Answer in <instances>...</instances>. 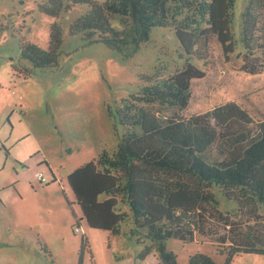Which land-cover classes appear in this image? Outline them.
Here are the masks:
<instances>
[{
  "label": "trees",
  "instance_id": "trees-1",
  "mask_svg": "<svg viewBox=\"0 0 264 264\" xmlns=\"http://www.w3.org/2000/svg\"><path fill=\"white\" fill-rule=\"evenodd\" d=\"M237 1L47 0L39 7L55 22L47 51L21 44L22 59L34 67L56 64L60 18L84 5L89 10L70 23L71 37L136 53L154 30L167 29L184 60L171 76L160 67L155 76H140L136 91L110 110L124 130L117 150L103 151L67 178L80 211L77 227L85 221L117 236L131 223L130 234L143 247L139 258L156 252L159 264H178L167 248L172 239L210 242L225 264L237 255L264 257V115L254 118L236 102L187 113L194 84L215 66V47L227 64L239 60V72L264 74V0H248L234 26ZM220 198L235 208L223 210ZM88 246L83 238L80 253ZM188 264L216 263L198 254Z\"/></svg>",
  "mask_w": 264,
  "mask_h": 264
},
{
  "label": "rangeland",
  "instance_id": "rangeland-1",
  "mask_svg": "<svg viewBox=\"0 0 264 264\" xmlns=\"http://www.w3.org/2000/svg\"><path fill=\"white\" fill-rule=\"evenodd\" d=\"M247 1H237L234 26L241 24ZM46 3L0 0V264H159L156 252L139 258L143 247L131 236V223L123 224L117 236L91 230L85 221L77 227L80 211L66 178L103 151L117 150L124 130L110 110L136 91L140 76H155L158 67L166 77L182 69L174 32L154 30L136 53L130 47L112 51L69 35L70 23L89 10L75 6L60 18L63 44L56 64L34 67L22 59L21 44L29 41L47 51L55 20L39 11ZM214 52L215 66L194 84L187 113L236 102L254 118L264 115V74L247 76L238 71V59L227 64L220 48ZM42 158L56 170L53 175L42 165L48 182L56 179L49 186L35 179L33 167ZM16 169L27 176L17 178ZM220 202L223 210L235 208L222 198ZM83 238L89 246L81 254ZM167 248L178 264H188L198 254L216 264L226 261L210 242L172 239ZM232 264H264V257L237 255Z\"/></svg>",
  "mask_w": 264,
  "mask_h": 264
},
{
  "label": "crops",
  "instance_id": "crops-1",
  "mask_svg": "<svg viewBox=\"0 0 264 264\" xmlns=\"http://www.w3.org/2000/svg\"><path fill=\"white\" fill-rule=\"evenodd\" d=\"M18 159V158H17ZM18 161L25 167V169H27V171H29L30 172V170H31V168L29 167V165L27 164V163H22V161L21 160H19L18 159ZM88 163V162H87ZM43 164H46V166L50 169V171H51V173L54 175V171H56L55 169H52L53 167L51 166V164L47 161V160H45V159H40V161L38 162V164L37 165H35L34 167H33V171L34 172H36V181L39 183V181L37 180V173L38 172H43V173H45V171H44V169L43 168H45V167H42V165ZM76 170V169H75ZM74 170V171H75ZM16 172V177L17 178H19V175L20 176H27V174H24V173H22V172H19L17 169L15 170ZM28 174H30L31 175V173H28ZM34 176V177H35ZM69 176V175H68ZM22 178V177H21ZM68 178V177H67ZM67 178H66V180H67ZM21 181H22V179H21ZM20 181V179L18 180L17 179V183H20L21 182ZM54 183V182H53ZM40 184V183H39ZM49 185H51V184H49ZM49 185H47V186H49ZM15 186V185H14ZM16 190L17 191H19L18 189H17V187H16Z\"/></svg>",
  "mask_w": 264,
  "mask_h": 264
},
{
  "label": "built area",
  "instance_id": "built-area-1",
  "mask_svg": "<svg viewBox=\"0 0 264 264\" xmlns=\"http://www.w3.org/2000/svg\"><path fill=\"white\" fill-rule=\"evenodd\" d=\"M37 180L39 181L40 184H48V180L47 178L45 177V173L43 172H38L37 173ZM78 233H81V229L78 228L76 229Z\"/></svg>",
  "mask_w": 264,
  "mask_h": 264
}]
</instances>
